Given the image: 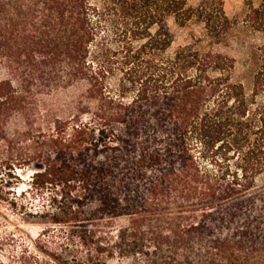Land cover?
I'll return each mask as SVG.
<instances>
[{"label":"trees","instance_id":"obj_1","mask_svg":"<svg viewBox=\"0 0 264 264\" xmlns=\"http://www.w3.org/2000/svg\"><path fill=\"white\" fill-rule=\"evenodd\" d=\"M171 19L200 37L174 47ZM237 23L224 0H0L2 165L34 168L56 264H264V46L247 86L196 43Z\"/></svg>","mask_w":264,"mask_h":264},{"label":"rangeland","instance_id":"obj_2","mask_svg":"<svg viewBox=\"0 0 264 264\" xmlns=\"http://www.w3.org/2000/svg\"><path fill=\"white\" fill-rule=\"evenodd\" d=\"M99 2V0H93ZM201 0H189L192 5ZM257 2L258 0H251ZM249 0H224L227 14L237 19L238 23L228 38L221 43L210 44L197 41L200 48L212 47L218 52L232 56L236 60L235 78L250 85L255 68L254 56L264 46V33L246 26L244 18L249 10ZM170 25L176 34L174 47L179 44L194 42L201 34V27L193 23L190 26H178L173 19ZM173 47V48H174ZM3 70L0 66V77ZM74 92L60 91L56 95L46 96L53 102L72 96ZM61 101V102H60ZM57 103L66 104L65 100ZM25 130L21 118L14 119L7 131ZM5 154V142L0 141V264H56V258L63 251V233L61 228L35 215L42 206L39 197L28 191V182L34 168L25 166L12 171L2 165Z\"/></svg>","mask_w":264,"mask_h":264}]
</instances>
